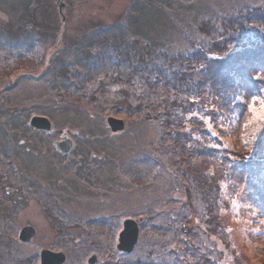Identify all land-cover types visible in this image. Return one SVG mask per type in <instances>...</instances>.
Segmentation results:
<instances>
[{
	"label": "trees",
	"instance_id": "trees-1",
	"mask_svg": "<svg viewBox=\"0 0 264 264\" xmlns=\"http://www.w3.org/2000/svg\"><path fill=\"white\" fill-rule=\"evenodd\" d=\"M8 1L0 0V6L15 12L9 15L16 17L18 26L12 19L11 24L0 22V32L9 44L0 41V107L6 93L27 78L23 75L46 68L44 76L55 72L56 87L52 93L63 101L61 113L70 123L85 125L88 131L67 127L52 135L31 128L29 113L1 110L0 206L4 207L6 200L8 207H25L26 194L33 188L32 176L27 173L32 169L44 173L40 175L50 187H74L68 182L70 179L61 177L64 170L55 162L73 157L81 147L83 153L77 155V160L92 164L90 172L109 173V179L103 181L114 187L116 196L122 190L127 197L136 200L137 196L138 204L150 192L155 194L149 205L145 203L140 210L142 225L148 227L151 241L147 240L144 251L147 261L135 259L132 263V253L115 249L113 262L99 252L104 256L101 264H169L166 258L158 263L155 256L170 254V246L163 238L170 234V226H175L179 236L178 248L172 254L183 256L172 264H219L224 255L218 243L222 242L225 248L230 246L232 225L244 224L248 235H238L244 242L252 244L264 238V0H236L238 4L233 6L238 5L237 12L231 8L211 16L203 0L198 6H193L197 0H179L192 2L189 8L197 16L191 23L173 17L169 21L161 11L173 6L179 9L177 0H133L129 12L118 17L115 24L104 27L97 23L78 36H70L75 46L69 59V54L64 55L70 46L64 31L72 17H79L76 8L83 7L85 0H64L65 21L56 15L59 0ZM152 20L159 24H151ZM79 29L82 27L76 30ZM96 29L98 34L88 38V33ZM168 30L174 38L181 36L188 46L180 47L175 41L163 45L157 42L156 36L160 39ZM57 38L66 43L55 51L50 41ZM109 52H113L111 59ZM87 54L90 56L86 58ZM94 55L102 59L101 69L90 63ZM51 61L59 67L47 68ZM111 97L116 98L111 105L118 116L125 113L158 120L159 127L165 130L166 143L156 142V149L142 155L136 146L134 152L124 151V165L117 161L111 153L117 146L108 136L107 131L111 130L107 124L92 122L82 114L94 109L103 119L114 116L97 105ZM70 103L72 107L68 106ZM66 130L75 131L69 133L74 144L72 153L63 156L52 151L55 162L44 161L47 158L35 142L42 145L49 140L51 144ZM121 135L122 132H111L112 137ZM17 164L21 174L17 173L19 169L13 171ZM165 175L171 177L167 187L163 178L159 179ZM35 182L38 186L39 181ZM57 182L61 185L57 186ZM175 186L187 201L173 198ZM167 205L175 208L168 210ZM48 208L55 209L51 204ZM54 211L60 210L49 212ZM173 217L176 221L167 225ZM10 229L8 225L4 231L1 228L0 237L6 232L16 240L17 232ZM113 229L111 225L110 234ZM241 254L238 252V256ZM13 262L28 264L29 260L15 257Z\"/></svg>",
	"mask_w": 264,
	"mask_h": 264
},
{
	"label": "rangeland",
	"instance_id": "rangeland-1",
	"mask_svg": "<svg viewBox=\"0 0 264 264\" xmlns=\"http://www.w3.org/2000/svg\"><path fill=\"white\" fill-rule=\"evenodd\" d=\"M200 1L201 0L195 1L193 6L201 4ZM235 1L236 0H203V6L210 16L214 15L218 11L227 12L228 10H231V8L237 12L238 5L233 6V3L238 4V2ZM7 2L9 3L10 1L7 0ZM176 2L179 9L175 10L173 6V8L168 7L166 10H161L163 14L165 13L166 18L169 21L173 20L171 19L173 17L179 22H194L197 13L189 8V4L191 5L192 2L184 1L183 3H180L179 0ZM61 3L62 0H59L58 5ZM221 3H223L222 5H227L221 6ZM83 4V7H79V9L76 8V12L80 11L78 13L79 17L74 15L75 17H72L73 20L66 25L64 31V36L68 39V43L70 44V46L67 45L66 53H64V55L69 54L68 59L70 58V54L74 51L72 47L75 46L74 43L70 41V36H78L82 30L89 29L92 26L95 27L97 23H102L104 27L115 24L118 17L123 16L126 12H129L128 10L133 5V0H85ZM13 13L15 12L10 11L9 8L0 6V22L5 24L10 23V19H12L15 26H18L16 17L12 18L9 15ZM56 15H60L59 6H57ZM151 24L157 25L159 24V21L152 20ZM80 27H82V29L76 30ZM98 32L99 29H96L88 33L87 37H94L98 34ZM4 37V34L0 32L1 42L5 41ZM1 38L3 39L1 40ZM76 38L81 39V37ZM181 38L182 37L179 35L174 38L172 31L168 30L164 36H160V39L159 35L156 36L155 39L157 42L162 43L161 45L169 44L175 41L181 44V46H177L187 47L188 44H185L184 40ZM55 40L56 41H50L51 45H55V51L64 47V43L66 42L61 43V38H57ZM191 40L196 39L193 38ZM5 45L9 44L5 41ZM28 45L30 46L31 44L28 43ZM111 53L113 52H109L110 59ZM88 56H90V54H87L86 58ZM53 61L57 62V59H54ZM90 63L99 69L102 68V59L99 56H95ZM54 67L56 69L59 65L55 66L52 61L49 63V67L47 66L49 69ZM44 69L33 70L30 73L23 75L27 78L21 80V83L17 86V88H13L6 93L5 99L1 102L2 107H0V111L5 110L6 112L11 113L19 111L23 114L29 113L31 118L34 116L46 117L52 122L53 129H56V133L67 127L70 129L78 128L86 133L88 129L85 125H74L70 123L68 119L66 120L67 117H65L66 115L64 112L61 113L63 110L59 107L63 105V101L60 98H54L53 96L55 93H52L55 91L56 87L54 82L56 81L55 72L51 75L44 76ZM115 77L116 74L114 73L111 88L114 85ZM89 83L97 87L99 86V83H94V81H89ZM101 86L108 87V85ZM5 87L6 85L3 84L2 88ZM96 89L97 88H92L91 90ZM110 99L98 102L97 105L101 106V108L105 111L112 112V114H114L113 117L122 119L125 122V129L122 131L121 136L112 137L111 131H107L108 136L110 139H113V142L117 146L116 149L112 148L111 152L112 155L117 158V161H121L122 164L123 162L125 163L122 159V157H125L124 151L128 153L134 152V148H136V146H139L138 148L142 150L139 153L143 154L150 153L151 150L156 149V142H160V145H162V143H166L164 139L165 130L159 127L160 123L158 120L155 121L148 117L145 119L140 118L142 115L133 117L125 113H123L122 116H118L115 114V109L111 105V102H114V99L116 98L111 97ZM72 104L73 103H70L68 106L72 107ZM79 107L80 111H82V106L79 105ZM82 114H84L92 122L102 124H107V119L111 117L107 116L103 119L97 112L94 111V109H89V111L82 112ZM31 118H29V122ZM61 136L62 134L58 137ZM55 141L56 140L49 144L50 141L46 140V142L42 145L35 142V145L40 148L39 151L44 153L47 158L44 161L48 160L55 162L53 158L56 157L52 154V151L56 153L54 148ZM122 143L123 145H121ZM82 150L81 147H78L75 153L76 156L73 155V157H69L68 159L60 158V160L55 162L57 166H59L58 168L64 170V173L60 174L61 177L66 180L70 179L68 182L72 183L74 187H68L61 190L50 187L47 182L43 181L46 180V178L40 175L44 173H40L39 171L38 173L32 169V171L27 173H30L32 176L30 184L33 188L31 190L29 189L26 194V198H28V200L25 207L20 209L17 208V206L12 208L9 205L8 207V202L4 200V204H2L4 207L0 206V235L4 231V227L8 225V227L10 226L11 228L10 232L12 229H14V234L17 232V238L16 240L9 238V235L6 232H4V236L0 237V247L4 246L2 249L3 251L0 254V264H16L13 262L15 257H24L28 259V264H41L40 256L41 251L44 249L64 253L67 256V262H69V264H88V259L91 256H96L98 260L97 263L101 264L100 262L104 258L103 255H107L106 257L109 260L111 259L110 262H113L115 258L113 250L117 249L118 238L120 232L123 230L124 221L126 219H133L137 222L140 219L144 220L140 210L142 208L144 209L145 203L148 204L152 201L155 196L153 191L148 195L146 191L145 195L147 196L141 198L138 204L137 196H135L136 200L132 196L127 197L122 190L120 191V196H116V190L114 187L112 185V187L108 186V183L103 181V179L106 181L109 179V173L104 172L100 175L90 172L93 168L92 164L77 160V155L82 154ZM86 153L87 151L85 150V155ZM70 162H72V164H70ZM12 164L14 165V163ZM47 167L48 166L45 168ZM17 169H19L17 173L21 174L22 171L19 164H17V167L14 166L13 171L16 172ZM23 173L26 174V172ZM76 175L78 178H76ZM89 177L92 178L91 181L89 180ZM162 178L165 183V187H167L171 177L165 175L161 176L159 179ZM35 181H39L38 186L35 185ZM55 184H57V186L58 184L61 185L59 182ZM161 188L162 187L160 186L156 190L160 191ZM174 188L175 192L173 198L181 201H187V197L182 192L177 191V186ZM48 204H51L55 208H51L50 210L60 211H54L55 213L53 212L51 214L49 212L50 210H47L50 208H48ZM241 207H243L242 201H240V208ZM166 208H168V210H173L175 207L167 205ZM193 217L194 215H192V218ZM171 221L176 220L173 217L172 220L168 221L166 224L169 225ZM155 223L160 224L157 221ZM105 224L107 226V230L105 228ZM111 225H113L114 228L112 234L109 233V227ZM243 225L244 224L242 223V225L236 224L230 227V229H233L234 235L231 236V243L228 248H225L222 242L218 243V248L223 251L222 253L224 255L221 256L219 264H264V238L260 241L257 240V243L250 244L249 242H244L241 238H238V235L244 236L243 233H247L246 229L243 228ZM25 226H33L38 231L37 236L27 244L19 241V233ZM60 226H63L64 229L62 230L59 228ZM170 227L172 228L170 234L162 236L167 246H170L171 252L170 254L165 255L164 252L160 256H155L158 263L160 260L162 261V259L165 260V258L169 264L183 259V256L180 253L178 256H174V254H172V250L174 248H178L176 240L179 239V236L175 226ZM1 228H3V231ZM147 234L148 227L143 226L141 223L138 245L130 256L131 262L135 259H139L140 261L142 260L143 263L147 261V256H145L147 251H144L147 240L151 242ZM153 239L157 241V238ZM10 241H12L13 244ZM8 242H10V246L7 245ZM192 245L194 246L193 243ZM179 249L183 251V247H181V245ZM99 252H103V255L101 256ZM238 252L242 253L241 256H238ZM4 256L6 258H4ZM116 258L121 259L122 257L116 256ZM103 262L104 261H102V263Z\"/></svg>",
	"mask_w": 264,
	"mask_h": 264
},
{
	"label": "water",
	"instance_id": "water-1",
	"mask_svg": "<svg viewBox=\"0 0 264 264\" xmlns=\"http://www.w3.org/2000/svg\"><path fill=\"white\" fill-rule=\"evenodd\" d=\"M63 4L60 5L59 10L62 13ZM107 123L113 133L122 132L125 129V122L122 119L115 117H109ZM30 126L37 130H43L49 133H53L51 121L42 116H34L30 120ZM75 134V132H72ZM57 152L68 155L73 149V143L71 142L67 131L64 132L61 141H57L54 144ZM141 222V220H139ZM139 222L133 219H126L123 223V230L119 234L117 249L122 253L133 252L135 246L139 240L140 226ZM37 235V229L32 226L24 227L20 234L19 240L22 243H30L32 239ZM66 256L62 252H54L48 249L41 251V264H64ZM97 257L92 256L88 263L95 264Z\"/></svg>",
	"mask_w": 264,
	"mask_h": 264
},
{
	"label": "flooded vegetation",
	"instance_id": "flooded-vegetation-1",
	"mask_svg": "<svg viewBox=\"0 0 264 264\" xmlns=\"http://www.w3.org/2000/svg\"><path fill=\"white\" fill-rule=\"evenodd\" d=\"M88 1V0H87ZM59 225V224H58ZM67 257V256H66ZM66 260H67V258H66ZM89 260V259H88ZM67 262V261H66Z\"/></svg>",
	"mask_w": 264,
	"mask_h": 264
}]
</instances>
